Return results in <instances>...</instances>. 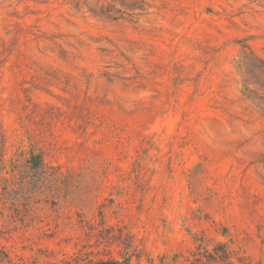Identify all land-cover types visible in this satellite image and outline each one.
<instances>
[{
	"label": "rangeland",
	"instance_id": "rangeland-1",
	"mask_svg": "<svg viewBox=\"0 0 264 264\" xmlns=\"http://www.w3.org/2000/svg\"><path fill=\"white\" fill-rule=\"evenodd\" d=\"M71 1L0 0V183L32 147L60 172L22 194L28 218L0 217L1 245L191 264L198 237L264 264V111L236 67L244 45L264 59V0H144L117 19Z\"/></svg>",
	"mask_w": 264,
	"mask_h": 264
},
{
	"label": "trees",
	"instance_id": "trees-1",
	"mask_svg": "<svg viewBox=\"0 0 264 264\" xmlns=\"http://www.w3.org/2000/svg\"><path fill=\"white\" fill-rule=\"evenodd\" d=\"M71 3L77 10L86 8L94 15H104L111 19H117L125 14L131 15L133 11L143 13L148 6L144 0H72ZM244 47L241 59L236 63L241 76L243 94L255 100L264 111V59L255 54L254 56L247 54V45ZM58 170V166L49 165L46 162L42 150H36L33 147L28 151V155L23 161L15 159L11 177H2L0 183V217L5 218L10 224L23 219L18 216L23 215L24 219L28 218L29 213H32V204L30 201L25 202L22 194L30 188L29 186L35 178L58 175L60 173ZM10 193H14L12 199L5 197ZM195 239L199 246L192 253L191 264H233L231 253L224 243H219L209 250L205 240L198 237ZM0 264L41 263L37 260L29 262L21 258L15 260L0 243ZM75 264H128V261L116 258L88 259L84 262L76 260Z\"/></svg>",
	"mask_w": 264,
	"mask_h": 264
}]
</instances>
